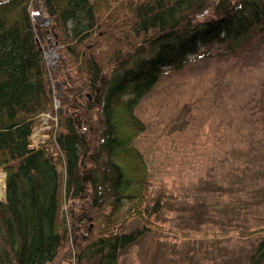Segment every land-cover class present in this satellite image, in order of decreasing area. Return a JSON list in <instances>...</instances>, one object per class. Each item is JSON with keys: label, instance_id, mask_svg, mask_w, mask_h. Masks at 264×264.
I'll use <instances>...</instances> for the list:
<instances>
[{"label": "trees", "instance_id": "16d2710c", "mask_svg": "<svg viewBox=\"0 0 264 264\" xmlns=\"http://www.w3.org/2000/svg\"><path fill=\"white\" fill-rule=\"evenodd\" d=\"M257 38L264 0H0V264H120L158 226L135 104L200 48ZM245 235H262L246 264H264V225Z\"/></svg>", "mask_w": 264, "mask_h": 264}, {"label": "rangeland", "instance_id": "374dc122", "mask_svg": "<svg viewBox=\"0 0 264 264\" xmlns=\"http://www.w3.org/2000/svg\"><path fill=\"white\" fill-rule=\"evenodd\" d=\"M255 40L230 55L200 48L135 104L144 130L134 145L152 183L147 208L159 202L147 216L158 226L124 249L120 264H246L262 238L245 235L264 225V38ZM45 55L54 63V46ZM48 117L35 130L39 139L55 121ZM127 224L125 231L141 227L135 218Z\"/></svg>", "mask_w": 264, "mask_h": 264}, {"label": "water", "instance_id": "95a60500", "mask_svg": "<svg viewBox=\"0 0 264 264\" xmlns=\"http://www.w3.org/2000/svg\"><path fill=\"white\" fill-rule=\"evenodd\" d=\"M45 25L48 26L49 25V19L45 18ZM52 45H50L49 48H51ZM53 58H56L55 56H53ZM56 60V59H55ZM54 60V61H55ZM62 84H65V81H63V83H61L60 81H54V87L56 90V94L60 97L62 95ZM81 234H83V232L81 231Z\"/></svg>", "mask_w": 264, "mask_h": 264}]
</instances>
